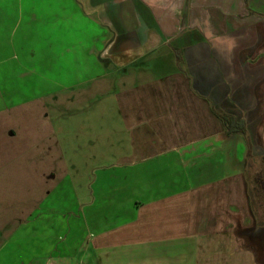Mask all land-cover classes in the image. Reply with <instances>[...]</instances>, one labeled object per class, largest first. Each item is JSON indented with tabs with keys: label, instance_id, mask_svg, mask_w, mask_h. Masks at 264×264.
<instances>
[{
	"label": "crops",
	"instance_id": "0c3cea01",
	"mask_svg": "<svg viewBox=\"0 0 264 264\" xmlns=\"http://www.w3.org/2000/svg\"><path fill=\"white\" fill-rule=\"evenodd\" d=\"M22 2L0 16V168L23 217L0 264H264L246 141L264 153V0Z\"/></svg>",
	"mask_w": 264,
	"mask_h": 264
},
{
	"label": "rangeland",
	"instance_id": "374dc122",
	"mask_svg": "<svg viewBox=\"0 0 264 264\" xmlns=\"http://www.w3.org/2000/svg\"><path fill=\"white\" fill-rule=\"evenodd\" d=\"M9 1L13 2V6L16 7L15 4H18L19 0H0V16H2V12H3L2 10L4 9V5L5 4L8 5ZM21 1H23L22 2L23 9H29L30 12H32L31 10L35 12H40L39 14L44 16L45 19L47 17L51 18L54 14L62 12L63 10L62 4H65L64 0H21ZM16 16H18V12H16ZM44 28H45V23H44ZM59 29L61 30V26ZM7 56L9 57L10 54ZM17 57L18 56H16V60ZM11 63H15V61H11L8 64ZM161 71H163V69H160L156 73ZM117 78L118 76L116 77L114 82L112 81L110 82V84H112L113 86H117L118 84H115V82L118 80ZM132 81H134V78L132 77L127 79V82H132ZM109 105L110 104H107L108 108H110ZM107 110H108V114L112 113L110 109ZM111 122H112V127L118 126L117 123H116L117 126L115 125L113 119L111 120ZM108 129L110 130V126H108ZM78 143L83 144L81 136L79 137ZM249 166H250V170H249L250 181L252 182L253 191L257 194V196L260 197V201L258 200L259 201L258 207L261 210V217L264 218V153L262 154L257 153L255 157L251 158L249 161ZM80 170L82 171V168H80ZM17 172L18 171L16 167L0 168V228H1L0 235H2V233L3 235L9 234L12 232V230L14 231L16 227L19 226V224L22 222L23 219L21 215H16V213L19 210V205L21 201V190H22V186L21 184H19V177ZM3 177H6L7 179ZM77 217H81V216H77ZM60 236L62 237L61 240H64L66 239L65 237H67L66 233L62 231L59 232L58 237ZM1 242H2V238H0V243Z\"/></svg>",
	"mask_w": 264,
	"mask_h": 264
},
{
	"label": "trees",
	"instance_id": "16d2710c",
	"mask_svg": "<svg viewBox=\"0 0 264 264\" xmlns=\"http://www.w3.org/2000/svg\"><path fill=\"white\" fill-rule=\"evenodd\" d=\"M248 0H246V3H247ZM250 13L251 14H255V15H258L259 17L263 18L264 19V14H261V13H257V12H254L252 10H250ZM220 120L222 121L225 129H226V133L228 135H234V134H240V135H243V136H247V129H246V126H245V123L242 121V120H238L236 117L232 116V115H229V114H218ZM247 140V147H248V152H247V163L249 165V161L251 158L255 157L254 156V149H253V146H252V143L248 138H246Z\"/></svg>",
	"mask_w": 264,
	"mask_h": 264
}]
</instances>
